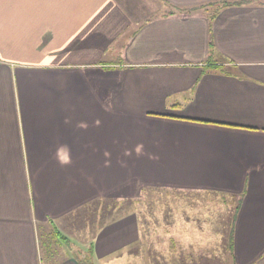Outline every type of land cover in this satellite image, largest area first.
<instances>
[{
	"label": "crops",
	"instance_id": "crops-1",
	"mask_svg": "<svg viewBox=\"0 0 264 264\" xmlns=\"http://www.w3.org/2000/svg\"><path fill=\"white\" fill-rule=\"evenodd\" d=\"M223 1L0 0V264H82L60 248L115 199L92 264H211L219 229L154 231L152 188L236 200L234 264H264V0Z\"/></svg>",
	"mask_w": 264,
	"mask_h": 264
},
{
	"label": "rangeland",
	"instance_id": "rangeland-1",
	"mask_svg": "<svg viewBox=\"0 0 264 264\" xmlns=\"http://www.w3.org/2000/svg\"><path fill=\"white\" fill-rule=\"evenodd\" d=\"M158 8H160V4ZM133 201L134 200L125 199L124 202L119 204L117 199H115L109 202L110 205L106 209L101 206L99 209L94 208L82 214L77 219L76 224L73 225V232L71 234L75 237L71 236V246H63V248H60V254L63 250H68V254L73 251L74 256L78 259L80 255H84L83 264H92L93 261L89 255L84 254L83 251L80 253V250L88 248L91 242L89 241L86 245L82 241L83 237L87 235L88 232L93 233L96 231L108 220L114 219L119 215L133 213L135 211ZM141 201H138L141 203V207L137 208L136 211L139 213L140 217H142L143 221H146L148 227H153L154 231L158 226L163 230L166 229V226L155 224L159 222V219L163 218L183 216L207 218L211 223L205 225L206 232L209 230L213 233L214 231L217 232L219 229L222 234H220V240L218 238L216 239V243L212 240L210 242L208 241V244L206 241V252L203 251L202 253L207 255L211 253L213 255L215 252L217 256L219 255V257L213 258L215 262L213 261L211 264H234L230 240L234 228L233 223L235 221L236 200L231 197L223 196L221 200L210 201L209 198L203 199L197 194L174 193L167 189L152 188L149 192L143 193ZM150 223L153 224L151 225ZM67 233L70 234L68 231ZM209 247H211V249ZM148 259L150 258L146 260ZM173 260H176V257H173ZM205 262H210V259H205ZM129 264H132V261Z\"/></svg>",
	"mask_w": 264,
	"mask_h": 264
},
{
	"label": "trees",
	"instance_id": "trees-1",
	"mask_svg": "<svg viewBox=\"0 0 264 264\" xmlns=\"http://www.w3.org/2000/svg\"><path fill=\"white\" fill-rule=\"evenodd\" d=\"M246 2V0H240V1H235V2H228V1H223L217 4H210L208 6H204V8L206 10H215L216 12H219L222 8H226V7H231V6H241L244 5ZM196 8L190 9L185 11L188 14H191L192 11H195ZM215 15V14H214ZM215 16H213L212 18H214ZM211 49H213V44L211 42ZM240 201H238V207H239ZM233 233V232H232ZM52 236L51 238H53L54 240H61V241H67V239L63 236H61V234L55 229L54 232L51 231L50 233ZM232 242H233V237L231 236V240H230V246L232 248ZM81 263L83 264L84 262L81 261Z\"/></svg>",
	"mask_w": 264,
	"mask_h": 264
}]
</instances>
